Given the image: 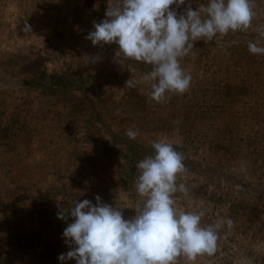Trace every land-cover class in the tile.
<instances>
[{
	"label": "rangeland",
	"instance_id": "obj_1",
	"mask_svg": "<svg viewBox=\"0 0 264 264\" xmlns=\"http://www.w3.org/2000/svg\"><path fill=\"white\" fill-rule=\"evenodd\" d=\"M206 2L192 0L193 10ZM107 6L0 0V264H61L73 219L57 211L69 199L99 195L134 217L137 163L161 140L184 157L177 208L203 211L205 226L233 221L214 254L178 264H264V54L248 50L264 46V0L247 31L194 42L180 61L189 89L163 103L141 80L151 65L86 39Z\"/></svg>",
	"mask_w": 264,
	"mask_h": 264
},
{
	"label": "clouds",
	"instance_id": "obj_2",
	"mask_svg": "<svg viewBox=\"0 0 264 264\" xmlns=\"http://www.w3.org/2000/svg\"><path fill=\"white\" fill-rule=\"evenodd\" d=\"M255 15L254 0H207L195 10L192 0H108L105 18L93 21L86 39L94 46L116 44L117 57L151 65L141 80L150 83L151 99L163 103L167 93L189 89L192 77L180 61L194 42L247 31ZM22 31L31 33L27 22ZM248 50L264 54L259 41H250ZM126 135L135 140L138 132L129 129ZM152 147L154 155L137 163L135 188L143 202L134 207V217L125 219V207L103 203L99 195L95 204L69 199L71 207H58L57 218L67 221L70 214L73 219L63 232L70 250L58 256L61 264H178L181 256L191 261L216 252L219 230L231 228L233 221L205 226L203 211L178 209L175 194L188 193L177 183L186 171L184 157L166 141H154Z\"/></svg>",
	"mask_w": 264,
	"mask_h": 264
},
{
	"label": "crops",
	"instance_id": "obj_3",
	"mask_svg": "<svg viewBox=\"0 0 264 264\" xmlns=\"http://www.w3.org/2000/svg\"><path fill=\"white\" fill-rule=\"evenodd\" d=\"M67 264H72V260L67 261Z\"/></svg>",
	"mask_w": 264,
	"mask_h": 264
}]
</instances>
